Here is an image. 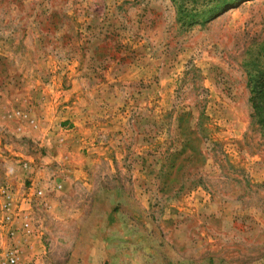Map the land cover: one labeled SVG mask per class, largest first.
I'll list each match as a JSON object with an SVG mask.
<instances>
[{"label": "rangeland", "instance_id": "rangeland-1", "mask_svg": "<svg viewBox=\"0 0 264 264\" xmlns=\"http://www.w3.org/2000/svg\"><path fill=\"white\" fill-rule=\"evenodd\" d=\"M178 9L0 0V186L44 194L22 264H264V0Z\"/></svg>", "mask_w": 264, "mask_h": 264}, {"label": "built area", "instance_id": "built-area-1", "mask_svg": "<svg viewBox=\"0 0 264 264\" xmlns=\"http://www.w3.org/2000/svg\"><path fill=\"white\" fill-rule=\"evenodd\" d=\"M28 171V163L22 164ZM43 190L30 186L20 193L11 185L0 186V264H22L25 252L34 255L40 249L33 208Z\"/></svg>", "mask_w": 264, "mask_h": 264}, {"label": "trees", "instance_id": "trees-1", "mask_svg": "<svg viewBox=\"0 0 264 264\" xmlns=\"http://www.w3.org/2000/svg\"><path fill=\"white\" fill-rule=\"evenodd\" d=\"M198 0H173L175 4H178V13L183 15L184 18H191L194 21L196 17L202 15H215L225 11L226 9L234 6L236 3L242 0H211L210 6H207V1L201 4V8L197 7ZM180 17V16H179ZM188 18V19H189ZM189 23H192L191 21ZM250 103L252 109V118L254 123L259 127L261 135L264 139V72H260L256 76L254 84L250 88ZM173 165L164 172L165 181L172 180L171 169Z\"/></svg>", "mask_w": 264, "mask_h": 264}]
</instances>
